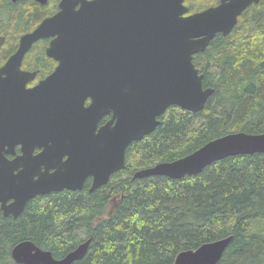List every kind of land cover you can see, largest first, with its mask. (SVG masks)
<instances>
[{
  "label": "trees",
  "instance_id": "1",
  "mask_svg": "<svg viewBox=\"0 0 264 264\" xmlns=\"http://www.w3.org/2000/svg\"><path fill=\"white\" fill-rule=\"evenodd\" d=\"M58 0H0V32L9 53L19 35L53 14ZM198 0L191 5L198 9ZM44 44L31 51L40 74L52 69ZM11 48V49H10ZM213 94L197 113L170 107L149 135L126 149L122 170L92 192H52L17 217L0 211V264L29 241L60 259L90 240L74 264H174L176 256L231 236L218 264H264V154L228 157L196 176L135 178L218 137L264 134V1L245 10L232 31L217 34L193 59Z\"/></svg>",
  "mask_w": 264,
  "mask_h": 264
},
{
  "label": "water",
  "instance_id": "2",
  "mask_svg": "<svg viewBox=\"0 0 264 264\" xmlns=\"http://www.w3.org/2000/svg\"><path fill=\"white\" fill-rule=\"evenodd\" d=\"M252 1L221 0L217 7L185 17L183 0H60L58 12L23 35L8 61L18 66L36 41L53 38L46 53L58 66L36 88L23 89L24 79L15 86L19 102L14 108L17 115L22 112L23 127L32 124L33 141L44 148L39 164H47V152L54 148L55 173L40 177L31 192L2 187L0 175L3 215L16 218L34 195L81 190L87 177L93 179L90 192L105 186L124 168L129 144L151 134L170 107L201 111L213 89L203 88L193 56L204 51L215 35H228ZM35 2L44 5L47 0ZM2 88L0 122L8 95ZM87 97L92 102L85 107ZM107 113L112 119L95 132ZM3 135L0 131V146ZM252 154H264V134L235 132L177 160L142 169L134 177L181 179L225 158ZM63 156L67 160L61 164ZM10 197L14 202L7 206ZM231 239L182 251L174 264H218ZM89 242L55 259L50 251L25 241L14 246L11 258L16 264H74L84 257Z\"/></svg>",
  "mask_w": 264,
  "mask_h": 264
},
{
  "label": "flooded vegetation",
  "instance_id": "3",
  "mask_svg": "<svg viewBox=\"0 0 264 264\" xmlns=\"http://www.w3.org/2000/svg\"><path fill=\"white\" fill-rule=\"evenodd\" d=\"M194 1L196 0H183V5L184 7L187 8V12L183 16L186 17V16H189L195 13L205 11L212 7H217L221 2V0H203V1L198 0V3L199 1L202 3L198 5L199 6L198 9H196V7L193 9L191 5L194 3ZM261 1L263 2L264 0L252 1L238 16L237 21L238 19H240L241 15L245 12L247 8H249L252 5L258 4ZM17 2H20V1H17ZM59 2L60 0H58L57 2V9L53 14L48 15L44 17L43 19H41L37 23V25L30 31L19 35L16 41V45L12 49L10 48L11 49L10 52L5 54L4 56H0V85H3L2 90L5 92V96L6 94H8L7 97L4 98L5 101L2 107L4 109L3 119L0 122V131L4 134L2 142H1V146H0V175L2 176V181H3L2 187L5 188V186H7V187H10L11 189L14 188L15 190L19 192L33 191L40 177H44V176L50 177L52 174L55 173V168H54L55 167L54 166L55 165V155L53 152L54 148L53 149L50 148L49 152H47L48 154L47 157L49 160L47 161V164L46 163L39 164L38 157L43 153L44 148L38 147V145L33 141L34 132H33L32 124H31V127L29 128L23 127L21 125V120L23 119L22 112L20 115H17V107L14 108L16 104L19 102V101L17 102V100L15 99L16 91H17L15 86H17L18 84H22L23 79H24L23 89L27 91V90L36 88L37 86L40 85L42 81H44L47 77L52 75L56 67L58 66V62L54 60L53 58L48 57L46 53V50L48 49L49 44L53 40V38H45V39H40L36 41L32 45V47L24 54L18 66L15 64L8 65V61L16 54L19 48V42H20L21 37L27 33H31L39 26V24L43 20L50 18L55 13H57ZM47 3H48V0H47ZM197 4H195V6H197ZM0 38L3 39V42L0 44V55H1V52L6 47L7 38L1 32H0ZM41 42L44 44L43 48H44L45 57L53 62L52 69H50L47 73H44V74H40V70H38L37 67L33 65V63L28 64V62L31 60V57L29 55L32 49L37 44H40ZM194 56H193V59H194ZM91 102H92L91 98L87 97L84 100V106L85 107L89 106ZM111 119H112V113H107L103 115L97 122L95 132H97L100 127L108 123ZM48 146H50V144ZM66 160H67V157L63 156L60 159V163L63 164L66 162ZM125 162H126V152H125ZM92 181H93L92 177H87L84 181L83 188L85 187L86 183L89 182V185H88V191H89L92 185ZM83 188L81 190H83ZM81 190H76L72 192H77ZM61 191H71V190L63 189ZM61 191H53V192H61ZM50 193L52 192H49L44 195H34L30 197L26 201L25 206L29 201L35 198H38V197H45L49 195ZM13 202H14L13 198L11 197L7 198L5 201V205L10 206L13 204ZM23 210L21 211V213L23 212ZM7 216H11L12 218H14L11 213L8 214ZM65 256H63L62 258H64Z\"/></svg>",
  "mask_w": 264,
  "mask_h": 264
},
{
  "label": "rangeland",
  "instance_id": "4",
  "mask_svg": "<svg viewBox=\"0 0 264 264\" xmlns=\"http://www.w3.org/2000/svg\"><path fill=\"white\" fill-rule=\"evenodd\" d=\"M201 1H203V0H201ZM201 3H202V2L199 1V3H198L197 5H200Z\"/></svg>",
  "mask_w": 264,
  "mask_h": 264
}]
</instances>
